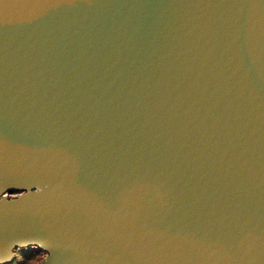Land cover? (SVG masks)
<instances>
[{
    "label": "water",
    "instance_id": "obj_1",
    "mask_svg": "<svg viewBox=\"0 0 264 264\" xmlns=\"http://www.w3.org/2000/svg\"><path fill=\"white\" fill-rule=\"evenodd\" d=\"M264 264V0H0V264Z\"/></svg>",
    "mask_w": 264,
    "mask_h": 264
},
{
    "label": "rangeland",
    "instance_id": "obj_2",
    "mask_svg": "<svg viewBox=\"0 0 264 264\" xmlns=\"http://www.w3.org/2000/svg\"><path fill=\"white\" fill-rule=\"evenodd\" d=\"M44 257L42 252L37 250H17L16 258L12 264H38V262Z\"/></svg>",
    "mask_w": 264,
    "mask_h": 264
},
{
    "label": "trees",
    "instance_id": "obj_3",
    "mask_svg": "<svg viewBox=\"0 0 264 264\" xmlns=\"http://www.w3.org/2000/svg\"><path fill=\"white\" fill-rule=\"evenodd\" d=\"M27 250H32V249H27Z\"/></svg>",
    "mask_w": 264,
    "mask_h": 264
}]
</instances>
